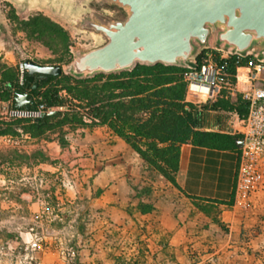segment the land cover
<instances>
[{
	"label": "rangeland",
	"instance_id": "1",
	"mask_svg": "<svg viewBox=\"0 0 264 264\" xmlns=\"http://www.w3.org/2000/svg\"><path fill=\"white\" fill-rule=\"evenodd\" d=\"M127 15L125 8L104 0H0V76L7 71L19 76L18 64L26 59L60 64L71 75L66 67L75 54L107 41L102 32L81 26L82 19L114 21ZM35 17L48 29L44 39L24 25ZM210 43L225 49L213 35ZM131 69L81 78L100 84L109 74ZM74 84L60 79L58 94L65 104L61 110L76 104L79 122L40 136L23 130L0 134V264H146V228L138 213L147 211L141 212L140 204L153 208L152 202L174 185L123 142L115 149L120 157L110 160L109 136L115 134L93 125V116L67 90ZM8 112L9 100L1 96L0 122L10 120ZM27 119L23 125L34 121Z\"/></svg>",
	"mask_w": 264,
	"mask_h": 264
},
{
	"label": "crops",
	"instance_id": "2",
	"mask_svg": "<svg viewBox=\"0 0 264 264\" xmlns=\"http://www.w3.org/2000/svg\"><path fill=\"white\" fill-rule=\"evenodd\" d=\"M246 71L238 72L239 90L260 83L249 81ZM193 103L198 121L194 131L238 140L220 146L193 140L181 144L177 186L153 201L152 210L138 213L146 228V264H264V158L261 185L246 200L235 201L239 115ZM109 137L112 161L120 157L116 147L129 145L112 133ZM110 187L117 193L114 183Z\"/></svg>",
	"mask_w": 264,
	"mask_h": 264
},
{
	"label": "trees",
	"instance_id": "3",
	"mask_svg": "<svg viewBox=\"0 0 264 264\" xmlns=\"http://www.w3.org/2000/svg\"><path fill=\"white\" fill-rule=\"evenodd\" d=\"M24 25H28L31 32L37 33L40 39L46 38L45 32L48 29L37 22L36 17L24 22ZM46 43L51 44L50 39ZM249 58L234 54L220 62L228 73L235 75L236 67L244 66ZM187 71V67L174 64H136L134 68L122 71L118 76L109 74L108 80L100 84H89L92 78H76L64 73L45 75L35 89L25 86L24 77L21 81L14 72H2L0 97L4 96L9 100V109L20 110L21 107L15 102V94L28 91L35 98L36 105L42 101L55 112H46L26 125L22 123L28 122L27 118L10 116L8 122H0V134L23 130L33 136H40L46 129L62 128L65 124L79 122L76 104H72L69 110H61L65 104L59 97L58 84L63 78L75 83V86L67 87V90L72 99L82 103L80 108L87 109L93 116V125H105L127 143L140 159L154 166L165 179L177 186L175 173L181 144L193 140L220 146L226 141L234 143L238 140L237 136L193 130L198 126V121L195 104L186 100ZM102 75L96 74L93 78ZM203 104L204 107L210 105L213 109L234 110L239 116L245 115L248 109V103L240 97L236 102L220 98L210 104ZM58 142L64 145L63 136L58 138ZM34 155L35 153L32 156ZM21 156L31 157L26 154ZM139 208L141 212L152 209L142 204Z\"/></svg>",
	"mask_w": 264,
	"mask_h": 264
},
{
	"label": "water",
	"instance_id": "4",
	"mask_svg": "<svg viewBox=\"0 0 264 264\" xmlns=\"http://www.w3.org/2000/svg\"><path fill=\"white\" fill-rule=\"evenodd\" d=\"M104 1L125 8L128 15L124 20L114 21L102 17L82 19L81 26L102 32L107 41L75 54L66 71L76 78L127 70L137 63L188 67L198 50L209 44L212 35L217 45L239 54H246L258 45L256 52L264 59V0ZM23 64L25 86L32 89L43 76L64 72L60 64L31 59ZM14 98L21 109L36 106L28 91L17 92ZM54 112L50 110L47 114Z\"/></svg>",
	"mask_w": 264,
	"mask_h": 264
},
{
	"label": "built area",
	"instance_id": "5",
	"mask_svg": "<svg viewBox=\"0 0 264 264\" xmlns=\"http://www.w3.org/2000/svg\"><path fill=\"white\" fill-rule=\"evenodd\" d=\"M254 50V48L252 49ZM239 54L231 49H223L205 45L192 58L188 71L185 73L186 97L197 104L225 99L236 102L238 97L248 103L247 113L239 117L240 146L236 167L234 197L235 201L246 200L250 193L257 189L262 181L261 165L264 158V84L252 83L245 90L237 86L238 72L246 69L249 81H264V59L257 52L248 56ZM250 57L244 66L236 67V74L225 70L221 60L230 55ZM196 56L197 59H196ZM24 61L19 62V79L24 76ZM40 98V97H38ZM50 111L45 103H37L34 109H9V116L36 119L42 113Z\"/></svg>",
	"mask_w": 264,
	"mask_h": 264
},
{
	"label": "bare ground",
	"instance_id": "6",
	"mask_svg": "<svg viewBox=\"0 0 264 264\" xmlns=\"http://www.w3.org/2000/svg\"><path fill=\"white\" fill-rule=\"evenodd\" d=\"M240 77H244V74H243V73H241V74H240Z\"/></svg>",
	"mask_w": 264,
	"mask_h": 264
}]
</instances>
